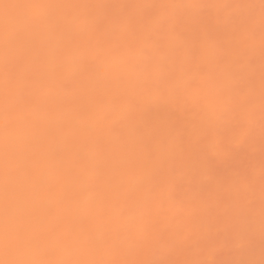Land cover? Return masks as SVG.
<instances>
[{
  "label": "snow or ice",
  "instance_id": "1",
  "mask_svg": "<svg viewBox=\"0 0 264 264\" xmlns=\"http://www.w3.org/2000/svg\"><path fill=\"white\" fill-rule=\"evenodd\" d=\"M0 264H264V0H0Z\"/></svg>",
  "mask_w": 264,
  "mask_h": 264
},
{
  "label": "rangeland",
  "instance_id": "2",
  "mask_svg": "<svg viewBox=\"0 0 264 264\" xmlns=\"http://www.w3.org/2000/svg\"><path fill=\"white\" fill-rule=\"evenodd\" d=\"M224 251V250H223ZM223 251L219 254V256L217 257L219 260L221 261H224V262H228L231 261L230 259L232 260H237V259H242V258H245L244 256L240 255V254H237L236 252L234 253H227V254H224ZM224 254V255H223Z\"/></svg>",
  "mask_w": 264,
  "mask_h": 264
},
{
  "label": "bare ground",
  "instance_id": "3",
  "mask_svg": "<svg viewBox=\"0 0 264 264\" xmlns=\"http://www.w3.org/2000/svg\"><path fill=\"white\" fill-rule=\"evenodd\" d=\"M176 2H179V0H176ZM224 251H223V253L224 254H229V253H234V251L233 250H231L230 248H227V247H225L224 249H223ZM256 251H257V258H258V253H259V237L257 236V238H256ZM223 254V255H224ZM231 261H232V259H230ZM229 261V260H228Z\"/></svg>",
  "mask_w": 264,
  "mask_h": 264
}]
</instances>
